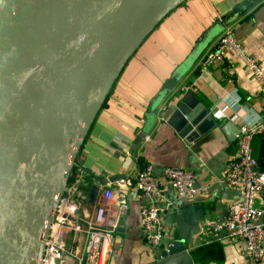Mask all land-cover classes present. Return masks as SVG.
Returning a JSON list of instances; mask_svg holds the SVG:
<instances>
[{
    "label": "crops",
    "instance_id": "obj_1",
    "mask_svg": "<svg viewBox=\"0 0 264 264\" xmlns=\"http://www.w3.org/2000/svg\"><path fill=\"white\" fill-rule=\"evenodd\" d=\"M246 1L184 0L177 5L128 60L84 137L65 188V194L82 201V218L93 214L101 202L99 185L108 183L109 177L131 176L151 164L164 189V197L155 202L163 217L164 244L153 245L146 240L141 211L147 198L131 186L126 191L129 209L115 230L108 264H158L161 251L172 240L182 238L176 211L192 204L204 210V217L186 241L193 264H248L246 241L231 238L226 230H215L213 225L227 215L231 204L243 198L242 186L225 183V171L237 157L241 125L264 118V81H258L229 47L221 62L207 68L201 65L203 56L231 31L264 69V0L230 24L224 23ZM219 21L224 30L157 108L149 123L154 97L194 52L201 37ZM201 108H208L210 113L196 127H189L187 116ZM211 116L212 120H208ZM252 148L261 169L264 133L255 135ZM168 166L192 170L206 190L193 199L178 198L163 174ZM256 204L263 210L264 223V193ZM85 241L83 236L77 247L81 254ZM68 245L72 246L70 239ZM203 247H209L205 253L201 251Z\"/></svg>",
    "mask_w": 264,
    "mask_h": 264
},
{
    "label": "water",
    "instance_id": "obj_2",
    "mask_svg": "<svg viewBox=\"0 0 264 264\" xmlns=\"http://www.w3.org/2000/svg\"><path fill=\"white\" fill-rule=\"evenodd\" d=\"M183 1L0 0V264H41L47 224L99 109L143 40ZM260 1L247 0L225 25ZM223 30L220 21L211 27L165 82L149 123ZM209 113L188 115L189 127ZM176 216L182 238L158 264H193L186 241L204 210L192 204Z\"/></svg>",
    "mask_w": 264,
    "mask_h": 264
},
{
    "label": "built area",
    "instance_id": "obj_3",
    "mask_svg": "<svg viewBox=\"0 0 264 264\" xmlns=\"http://www.w3.org/2000/svg\"><path fill=\"white\" fill-rule=\"evenodd\" d=\"M227 47L236 52L258 81H264V69L258 59L246 52L231 31L221 36L216 46L203 56L201 65L207 68L216 61L221 62ZM235 118L232 116V119ZM258 133H264V118L244 123L239 129L237 157L227 165L224 181L230 186H242L243 198L231 204L227 215L213 225L215 230H226L231 238L246 241L248 264H262L264 261L263 210L256 204L258 196L264 193V171L260 169L252 148ZM163 174L180 199H193L206 190L198 184L197 175L184 167L168 166ZM99 186L101 202L87 219L81 216L82 201L64 192L54 209L52 220L47 224L41 264H108L113 253L115 230L121 216L129 209L126 191L131 186L137 187L147 198L141 211L146 240L153 245L164 244L163 217L161 208L155 203L164 197V189L153 165L149 164L131 176L120 174L109 177L108 183ZM81 235L86 237L83 254L77 249L83 237Z\"/></svg>",
    "mask_w": 264,
    "mask_h": 264
},
{
    "label": "trees",
    "instance_id": "obj_4",
    "mask_svg": "<svg viewBox=\"0 0 264 264\" xmlns=\"http://www.w3.org/2000/svg\"><path fill=\"white\" fill-rule=\"evenodd\" d=\"M105 101H106V99H105ZM105 101L103 102V104L105 103ZM259 160H261V163H262V166H263V164H264V157H260ZM262 169L264 170V166L261 167V170H262ZM207 248H209V247H203V248L201 249V251L204 252V250L207 249ZM204 253H205V252H204ZM204 256H205V254H204Z\"/></svg>",
    "mask_w": 264,
    "mask_h": 264
}]
</instances>
